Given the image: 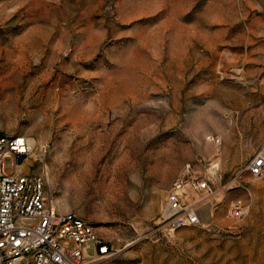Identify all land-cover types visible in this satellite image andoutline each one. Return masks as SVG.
Here are the masks:
<instances>
[{"label":"rangeland","instance_id":"1","mask_svg":"<svg viewBox=\"0 0 264 264\" xmlns=\"http://www.w3.org/2000/svg\"><path fill=\"white\" fill-rule=\"evenodd\" d=\"M3 135L109 243L91 264H264V0H0ZM187 176L200 224L168 232Z\"/></svg>","mask_w":264,"mask_h":264},{"label":"built area","instance_id":"2","mask_svg":"<svg viewBox=\"0 0 264 264\" xmlns=\"http://www.w3.org/2000/svg\"><path fill=\"white\" fill-rule=\"evenodd\" d=\"M30 150L23 137L0 136V264H91L89 259L109 254L111 246L92 225L57 210L42 176L16 171ZM248 169L264 175V148L250 160ZM188 190L208 193L210 188L201 177L176 179L166 196V231L200 224L197 203L187 198ZM231 214L241 216V206L235 205Z\"/></svg>","mask_w":264,"mask_h":264},{"label":"bare ground","instance_id":"3","mask_svg":"<svg viewBox=\"0 0 264 264\" xmlns=\"http://www.w3.org/2000/svg\"><path fill=\"white\" fill-rule=\"evenodd\" d=\"M146 263H148V261L144 259V261L142 262V264H146ZM153 264H161V263L156 258V260L153 261Z\"/></svg>","mask_w":264,"mask_h":264},{"label":"snow or ice","instance_id":"4","mask_svg":"<svg viewBox=\"0 0 264 264\" xmlns=\"http://www.w3.org/2000/svg\"><path fill=\"white\" fill-rule=\"evenodd\" d=\"M21 143H22V141H21Z\"/></svg>","mask_w":264,"mask_h":264}]
</instances>
